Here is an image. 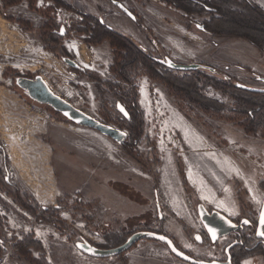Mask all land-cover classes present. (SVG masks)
Segmentation results:
<instances>
[{
  "label": "rangeland",
  "instance_id": "374dc122",
  "mask_svg": "<svg viewBox=\"0 0 264 264\" xmlns=\"http://www.w3.org/2000/svg\"><path fill=\"white\" fill-rule=\"evenodd\" d=\"M63 1L71 4L75 3L79 7L81 5L93 15L102 17L104 23L110 27L129 35L144 48L155 51L151 42L131 19L125 16L112 17L109 15L106 17L108 13L119 12L117 8H114L112 12H108L112 8L107 0ZM253 1L264 10V0ZM119 2L127 9L132 10L133 13L130 12L133 15L142 19L143 25L149 29L155 41L174 62L202 64L212 69L215 68L221 73L233 75L243 85L264 88L262 81L258 80L264 78V58L260 57L248 42L228 37L210 38L208 33L203 31V26H200V18L193 19L197 27L192 24V28L188 29L181 18L184 14L159 0H121ZM47 5H50L48 1L38 0L35 3V11L28 10L25 2L12 9H4L0 5V13L13 18L22 17L30 23L29 30L26 31L16 22L8 21L0 14V118L3 121L4 117L9 118L11 115L19 116L23 114L39 119L50 117L46 110L28 101L26 96L27 99L13 88L16 76L33 77L39 75L42 79L44 77L48 81L51 87L43 79L55 94L86 114L102 121L91 82L83 77L71 75L67 71L68 66L61 60H54L49 54L50 52H46L38 41L37 32H39L41 25L40 19L44 16L42 10ZM49 16H54L65 28H68L71 19L74 17L72 13L62 8H57ZM181 27L192 33L193 36L189 35L191 38L181 36L179 32ZM61 44L60 48L65 56L73 60L74 56L67 53L61 47ZM100 45L103 48L98 47L97 50H99L98 52L102 58V61H99L101 65H97V62L92 59L85 64L88 66L86 69L104 76L108 65L111 63V51H109L106 43ZM137 84L139 104L143 109L150 137L155 142L154 154L157 162H150V155H147L144 159L142 155L140 156L142 163L139 164V161L132 156L122 153L116 146L118 144L109 138L106 137L108 143L105 140L100 142L99 136L89 132L70 136L66 134V145L60 143L59 145L54 140L52 143L55 149L53 166L56 180L59 189L66 193L57 203L62 207L59 217L84 240L104 248H111L108 246H111L114 237L110 234L118 237L123 235L124 232H131L133 228H137L139 225L157 227L159 224L161 231L172 237L181 248L188 249L192 254V258L203 261H213L215 258L221 259L223 254L220 248L228 242L229 237L221 239L219 246L217 245L213 250L204 245L205 243L201 240H195V236H192L193 233L196 234V229H200L199 226L193 230L182 223L179 225L172 219L168 220L165 217V212L161 209L160 213L168 220L164 225L159 222V214L156 211L159 204L156 199L153 203L154 207L145 204L150 199V195L153 199V197H156L155 192L158 193V166L161 163V169L165 170L174 167L178 173L176 166V159H178L181 162L185 176L182 159L185 156L184 151L188 150L187 153L189 154L190 150L185 144L180 143V145L179 139L177 140L174 135L175 132L182 131L187 127L191 130L196 129L203 132L218 148L224 149L226 155L231 159L234 161L237 159V163L247 178L255 175V178L258 176V180L259 178L264 179V139L245 134L238 126L225 122L223 119H214L215 117L212 115L208 116L188 109L180 100L168 95L161 86L152 83L144 75L138 76ZM9 91L19 94L22 99L21 103H23L20 104ZM209 94L224 104L229 102L225 96L217 91L210 89ZM30 103L43 109L46 115L28 114L27 110ZM61 117H52L57 127L63 130L80 127ZM181 123L183 124L181 125ZM139 149L141 147L138 148L137 152L140 151ZM101 156L103 157L101 158ZM188 157L190 156L188 155ZM104 158L111 159L114 162L112 164L118 163L119 165L116 167L119 168L122 174L119 172L116 174L115 166L111 164L112 167L110 162ZM129 171L138 175L135 176V180L126 176L130 173ZM116 175H118V178H116ZM185 181L187 182L186 176ZM234 181L239 184L235 178H232V184ZM15 182L13 181V183ZM16 183L19 184V182ZM191 190L196 196L192 188ZM260 190L264 194V190ZM0 197L10 200L1 191ZM250 203L254 205L251 200ZM3 204L0 198V211ZM101 206H105L103 211L106 210V212L108 208L111 209L114 215L108 213L101 216ZM191 212L193 214L192 210ZM8 213L7 223L3 227V233L7 239L11 236L20 237L22 234L32 233L34 237L40 240L45 251L48 250L50 245L59 247L69 244L66 236L52 225L34 222L30 216L28 217L27 214H21L16 210ZM193 216L195 215L193 214ZM196 219L198 220V217ZM107 228H109V231L102 236L103 230ZM199 235L201 237V234ZM9 248L10 243H8L6 252L1 256L11 263L19 264L10 256ZM166 251L167 248L164 244L155 240L144 239L124 251L123 256L126 258L125 264H176L174 261L177 258H174L176 260L168 259V255L171 254ZM82 255L85 254L75 248L66 257L60 255L55 260V264H94V262H91L92 260H88ZM253 258L251 257V259ZM178 261L181 263V260L178 259ZM262 261L260 260L258 264H263ZM103 262L119 264L118 259L114 257ZM182 263L190 264L187 262Z\"/></svg>",
  "mask_w": 264,
  "mask_h": 264
},
{
  "label": "trees",
  "instance_id": "16d2710c",
  "mask_svg": "<svg viewBox=\"0 0 264 264\" xmlns=\"http://www.w3.org/2000/svg\"><path fill=\"white\" fill-rule=\"evenodd\" d=\"M37 1L0 0V5L6 9L25 2L28 10L35 11ZM43 1H48L50 5L42 10L44 16L40 19L41 25L37 32V38L45 51L62 59L65 54L60 48V44L66 37H74L87 47L103 43L108 45L111 51V63L104 76L86 68L75 70L67 67V70L91 82L102 121L124 130L127 134L123 143L116 146L122 153L138 160L139 164L142 163L140 160L142 155L143 159L150 155V162H157L154 154L155 142L150 137L148 124L139 104L137 84L139 75H144L152 83L161 86L168 95L180 100L188 109L208 116L212 115L215 117L214 119H223L225 122L238 126L245 134L264 139V92L242 90L235 86L236 83H242L233 75L221 73L215 68L213 72L204 68L191 71L168 69L159 62V60L165 59L167 54L155 41L149 29L143 25L142 19L136 15L134 22L151 42L155 51L144 48L129 35L110 27L104 23L102 17L93 15L81 5L79 7L75 3L71 4L63 0ZM107 1L112 8L108 12H112L116 8L113 1L121 0ZM159 1L181 11L184 14L181 18L186 28H192V24L197 27L193 19L200 18V26H203V31L208 33L210 38L228 37L244 40L257 51L260 57L264 58V10L253 0ZM57 8H62L77 17L71 19L68 28H65L54 16H49ZM130 11L133 13L132 10ZM0 14L4 19L16 22L23 30H29L30 23L27 19ZM258 80L261 81V79ZM262 83L264 84V82ZM13 88L26 98L21 90L15 86ZM210 89L225 96L229 102L224 104L215 99L209 94ZM261 89L264 90V88ZM117 103L125 109L127 117L119 113L116 107ZM40 107L46 110L51 117H61L47 106ZM140 147V151L137 152ZM176 166L188 206L197 216L196 207L199 203L185 181L182 165L178 159H176ZM257 182L259 188L264 190V179L259 178ZM19 184L11 183L8 179L7 168L0 167V191L34 222L50 224L59 230L66 236L69 244L59 247L50 245L45 251L40 240L32 233L22 234L20 237L11 236L7 239L3 233L6 218L0 213V256L6 252L8 243H10V256L19 264H55V260L60 255L66 257L70 251L75 249L74 244L84 239L59 217L62 208L59 204L40 206L34 197ZM233 187L240 210L235 221L245 219L247 224H244L241 231L231 235L238 243L230 248L229 255L231 257L230 264H241L242 260L255 255L264 257V238L258 239L255 236L257 208L250 203L247 192L236 181H234ZM107 231L109 228L103 230L102 236ZM129 234V231L124 232L122 237L110 234L113 235L114 240L108 247L112 248L121 244ZM91 244L104 248L95 243ZM176 247L178 248L177 245ZM185 253L191 256L188 251ZM115 258L118 259L119 264L126 263L123 253L116 255ZM108 259L101 258V260Z\"/></svg>",
  "mask_w": 264,
  "mask_h": 264
},
{
  "label": "crops",
  "instance_id": "0c3cea01",
  "mask_svg": "<svg viewBox=\"0 0 264 264\" xmlns=\"http://www.w3.org/2000/svg\"><path fill=\"white\" fill-rule=\"evenodd\" d=\"M15 6L17 5L7 9H12ZM109 15L112 17L125 16L120 12L108 13L106 17ZM179 32L181 36L185 38H191L189 35L193 36L192 33L183 27L180 28ZM100 46L87 47L81 41L69 37L62 40L61 44V47L67 53L74 56L73 61L79 67L82 66L84 68H88L85 63L89 62L90 59L96 61L97 65H101L100 62L102 58L98 52L99 50H97ZM49 54L54 60L58 59L62 61V59L57 58L54 54ZM69 73L76 76L73 72ZM43 79L50 86L44 77ZM9 92L20 104L23 103H21L22 99L19 94L14 91ZM0 123L2 125L0 127V167L7 168L9 181H11V183L16 181L23 185L26 190L33 195L40 206H56L58 201L66 194L59 189L56 180L53 166L55 149L52 143L54 140H56L58 144L66 145V134L70 136L87 134L86 132H89L90 134L99 136L100 142L104 140L107 143L109 142L106 137H103L98 132L91 129L72 127L63 130L56 126L51 116L47 119H39L34 116L28 117L24 114L19 116L11 115L9 118L4 117L3 121L2 118H0ZM182 124L183 123H181V125ZM64 127L66 128V126ZM174 137L177 140L179 139V144H185L190 150L189 154L187 153L188 150L184 151L185 156L182 162L187 183L195 192L199 204L203 205L208 210H216L230 219H236L240 214V210L232 184V178H235L239 182V185L247 192L251 202H253L257 210H259L263 194L257 184L258 176L255 178L254 175L247 178L237 163V159L235 158V161L231 159L226 155L224 149L218 148L212 140H209L204 133L199 130H191L186 127L182 131L175 132ZM3 142L7 144L5 148L1 147ZM188 155L190 157H188ZM102 157L103 156H101V158ZM104 159L109 161L110 165L114 163L111 159ZM112 165L115 166L116 174H118V172L122 174L119 168L116 167L119 165L118 163L115 162V164ZM129 172L130 173L126 176L135 180V176L138 175L134 172ZM157 175V191L159 195L155 192L156 197H153V199L150 195V199H148L145 204L154 207L153 203L156 199L159 206L155 209L158 214H160L159 222L162 224L165 225L169 219H172L179 225H181V222L187 227L195 230L200 224L197 223L198 220L194 218L188 206L184 189L176 169L174 167L170 170L161 169L160 163ZM116 178H118V175H116ZM0 198L4 203L0 213L5 216V223H7V218L9 216L8 212L10 211L16 210L21 214H25L10 200L3 197ZM101 205L103 204L101 203ZM103 209H105V206H101V216L108 213L113 214L111 209L108 208L107 212L106 210L103 211ZM161 209L165 212V217L168 220L160 213ZM82 256L88 260H92L91 262H94V264H107L101 259L86 255ZM174 258L175 257L172 255H168V259L176 260ZM260 260H263L262 262L264 264V258L261 257L244 259L241 261V264H258ZM174 262H176V264H184L182 263L183 261L180 263L178 259Z\"/></svg>",
  "mask_w": 264,
  "mask_h": 264
},
{
  "label": "water",
  "instance_id": "95a60500",
  "mask_svg": "<svg viewBox=\"0 0 264 264\" xmlns=\"http://www.w3.org/2000/svg\"><path fill=\"white\" fill-rule=\"evenodd\" d=\"M113 5H115L119 11L124 13L131 20L135 19V16L124 5H122V3L113 1ZM200 29H202V27H200ZM62 62L68 67L78 68V65L69 57H63ZM160 63L172 70L191 71L198 68H204L212 72L214 71V69L198 63H176L168 57H166L164 60H160ZM261 81L264 82V78H261ZM14 84L23 92V95L31 100L34 104L39 106H47L52 111L58 113L74 125L94 130L104 137L109 138L118 145L122 144L127 137V134L119 128L97 120L96 118L86 114L79 108L70 104L64 98L55 94L39 75H35L33 77L16 76L14 78ZM235 86L249 92H264L263 89L246 86L240 83H236ZM116 107L122 116L127 117L125 109L119 103L116 104ZM196 210L198 221L211 244H214L221 237L234 233L244 224H247L244 223V221H246L245 219L240 220L239 223H235L232 219L226 217L222 213L216 210L209 211L201 204L197 205ZM262 214H264V194L256 218L255 236L257 238H264V223L261 222ZM209 229L212 231L210 232ZM213 232L215 233V237H213ZM196 236L201 239L200 235ZM161 237H163V239H161ZM142 239H151L165 244L173 256L190 264H230L231 258L229 255V249L235 244L233 243L224 249L226 261L196 260L185 254L183 251L177 249L173 241L168 236L149 230H139L133 232L125 239L124 242L112 248H100L86 240L76 242L74 246L79 252L89 257L111 258L128 250L134 243Z\"/></svg>",
  "mask_w": 264,
  "mask_h": 264
},
{
  "label": "flooded vegetation",
  "instance_id": "af4514ba",
  "mask_svg": "<svg viewBox=\"0 0 264 264\" xmlns=\"http://www.w3.org/2000/svg\"><path fill=\"white\" fill-rule=\"evenodd\" d=\"M21 4V3H20ZM19 5V4H18ZM115 6V5H114ZM116 7V6H115ZM117 8V7H116ZM129 10V9H128ZM130 11V10H129ZM120 13H122L121 11H119ZM123 15H125L124 13H122ZM126 16V15H125ZM135 16V15H134ZM127 17V16H126ZM129 18V17H128ZM130 19V18H129ZM135 20V19H134ZM134 20H132L133 22H134ZM66 57V56H65ZM168 57V56H167ZM166 58V57H165ZM169 58V57H168ZM164 60V59H163ZM173 61V60H172ZM159 62H160V60H159ZM163 65V64H162ZM166 67V66H165ZM71 68V67H70ZM72 69H75V70H78L79 69V66H78V68H72ZM169 69V68H168ZM172 70V69H171ZM161 211V210H160ZM210 211V210H209ZM160 215V214H159ZM193 215V214H192ZM196 217L197 216H194V218L196 219ZM197 220V219H196ZM233 220V219H232ZM240 220H242V219H240ZM239 220V221H240ZM162 221H164V220H162ZM235 223H239V221L238 222H236L235 220H233ZM180 222V221H179ZM161 223V222H160ZM197 223H199V222H197ZM180 224H181V222H180ZM200 224V223H199ZM199 227H200V229H196L195 231H196V234L195 233H193L192 234V236L194 237V239L195 240H201L203 243H205L204 245H207L208 247H210L211 249H215V247L218 245L219 246V241L221 240V239H223V238H226V237H229V240H228V242L222 247V248H220V251L222 252V254H223V258H221V259H216L215 258V260H217V261H226V255H225V253H224V249L227 247V246H229V245H231V244H233V243H238V241L237 240H234V238H233V236H231V235H235V233L236 232H238V231H241L242 230V228L244 227V225L239 229V230H237V231H235L234 233H231V234H229V235H227V236H224V237H221V238H219L218 239V241H216L214 244H211L210 242H209V240H208V238H207V235H206V233L202 230L203 228H202V226L201 225H198ZM138 228V229H137ZM137 228H133L134 230L133 231H131L130 232V234H132L133 232H136V231H139V230H149V231H152V230H150V229H153V230H155L154 232H158V233H162V234H164V235H166V236H168L172 241H173V243H174V245L176 244L177 246H178V248L177 249H179V250H181V251H183L184 253H185V251H188V249H183V248H181L174 240H173V238L172 237H170L169 235H167V234H165L164 232H162L161 231V228H160V225L158 224V226L157 227H153V226H151V225H139ZM156 228V229H155ZM189 231V230H188ZM198 233V234H197ZM129 234V235H130ZM199 234H201V239H197L198 237L196 236V235H199ZM101 235V234H100ZM128 235V236H129ZM258 239H263V238H258ZM142 240H144V239H142ZM125 241V240H124ZM123 241V242H124ZM141 240H139V241H137V242H140ZM136 242V243H137ZM136 243H134V244H136ZM163 244V243H162ZM234 244V245H235ZM165 245V244H164ZM175 245V246H176ZM234 245H232V246H234ZM166 246V245H165ZM167 248V247H166ZM230 250V249H229ZM167 251L171 254V252L168 250V248H167ZM189 252V251H188ZM123 253V252H122ZM190 253V252H189ZM186 254V253H185ZM191 254V253H190ZM172 255V254H171ZM188 255V254H187ZM192 255V254H191ZM173 256V255H172ZM188 256H190V255H188ZM173 257H175V256H173ZM191 257V256H190ZM253 257H261V256H259V255H255V256H253ZM114 258H115V256H114ZM176 258V257H175ZM231 258V257H230ZM251 258V257H250ZM261 258H264V257H261ZM178 259V258H177ZM212 259H214V258H212ZM180 260V259H179ZM211 260V259H210ZM182 261V260H181ZM230 261H231V259H230ZM184 262V261H183Z\"/></svg>",
  "mask_w": 264,
  "mask_h": 264
},
{
  "label": "built area",
  "instance_id": "2783aa9c",
  "mask_svg": "<svg viewBox=\"0 0 264 264\" xmlns=\"http://www.w3.org/2000/svg\"><path fill=\"white\" fill-rule=\"evenodd\" d=\"M43 71H45V70H43ZM27 112H28V114H32V115H34L35 113L36 114L39 113L41 116H45L46 115V112L43 109H41V108L37 107L36 105L31 104V103L28 105ZM6 145L7 144L3 142L1 144V147L5 148ZM0 264H14V263H11V262L7 261V259L5 257H3V256H0Z\"/></svg>",
  "mask_w": 264,
  "mask_h": 264
},
{
  "label": "snow or ice",
  "instance_id": "6c2138e0",
  "mask_svg": "<svg viewBox=\"0 0 264 264\" xmlns=\"http://www.w3.org/2000/svg\"><path fill=\"white\" fill-rule=\"evenodd\" d=\"M261 222L264 223V214H262V221ZM244 223H247V221H244ZM209 231L211 232L212 230L209 229ZM213 237H215V233L214 232H213ZM161 239H163V237H161ZM197 239H199V238H197Z\"/></svg>",
  "mask_w": 264,
  "mask_h": 264
}]
</instances>
